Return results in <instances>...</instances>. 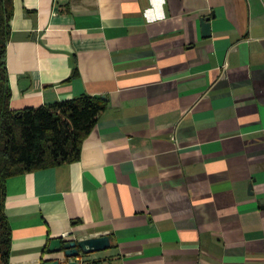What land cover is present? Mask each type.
<instances>
[{
	"label": "crops",
	"instance_id": "1",
	"mask_svg": "<svg viewBox=\"0 0 264 264\" xmlns=\"http://www.w3.org/2000/svg\"><path fill=\"white\" fill-rule=\"evenodd\" d=\"M9 26L11 109L106 102L77 160L7 179L10 264L100 235L81 264H264V0H13Z\"/></svg>",
	"mask_w": 264,
	"mask_h": 264
},
{
	"label": "trees",
	"instance_id": "2",
	"mask_svg": "<svg viewBox=\"0 0 264 264\" xmlns=\"http://www.w3.org/2000/svg\"><path fill=\"white\" fill-rule=\"evenodd\" d=\"M12 15L13 0H0V264H10L7 179L77 160L84 138L106 107L104 99L81 94L50 104L11 109L6 47Z\"/></svg>",
	"mask_w": 264,
	"mask_h": 264
},
{
	"label": "water",
	"instance_id": "3",
	"mask_svg": "<svg viewBox=\"0 0 264 264\" xmlns=\"http://www.w3.org/2000/svg\"><path fill=\"white\" fill-rule=\"evenodd\" d=\"M201 26L204 36L210 35L209 17L201 18ZM108 235H100L82 239L53 238L48 245V252L56 254L55 258L45 261L44 264H81L84 254L99 251L109 247ZM73 257H78L73 259Z\"/></svg>",
	"mask_w": 264,
	"mask_h": 264
},
{
	"label": "built area",
	"instance_id": "4",
	"mask_svg": "<svg viewBox=\"0 0 264 264\" xmlns=\"http://www.w3.org/2000/svg\"><path fill=\"white\" fill-rule=\"evenodd\" d=\"M65 238V236H63Z\"/></svg>",
	"mask_w": 264,
	"mask_h": 264
}]
</instances>
